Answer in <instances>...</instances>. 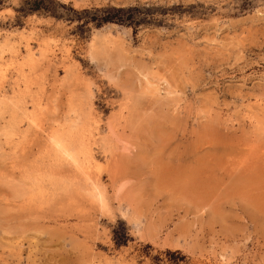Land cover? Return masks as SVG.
I'll return each mask as SVG.
<instances>
[{
	"label": "rangeland",
	"instance_id": "374dc122",
	"mask_svg": "<svg viewBox=\"0 0 264 264\" xmlns=\"http://www.w3.org/2000/svg\"><path fill=\"white\" fill-rule=\"evenodd\" d=\"M57 1L146 22L0 0V264H264V0Z\"/></svg>",
	"mask_w": 264,
	"mask_h": 264
},
{
	"label": "trees",
	"instance_id": "16d2710c",
	"mask_svg": "<svg viewBox=\"0 0 264 264\" xmlns=\"http://www.w3.org/2000/svg\"><path fill=\"white\" fill-rule=\"evenodd\" d=\"M65 7L57 0H21L19 11L36 12L40 14H50L57 19H66L69 21L77 20L82 24L92 22L95 26H101L108 22L127 24L136 29L140 24L145 23V19L136 17L138 7H115L103 6L92 9L73 10V15L58 14L56 8ZM70 8V7H69ZM119 243L117 240L115 241Z\"/></svg>",
	"mask_w": 264,
	"mask_h": 264
},
{
	"label": "bare ground",
	"instance_id": "6f19581e",
	"mask_svg": "<svg viewBox=\"0 0 264 264\" xmlns=\"http://www.w3.org/2000/svg\"><path fill=\"white\" fill-rule=\"evenodd\" d=\"M36 18L38 19V20H41V19H43L42 17H37L36 16ZM46 19V18H45ZM78 133V132H77ZM82 133V132H81ZM83 136H84V133H83ZM82 136V137H83ZM53 144H54V146H55V148H56V150H57V152H59V153H61V154H63L64 156H66V158H68L69 160H71L70 162H72L74 165H75V167L76 166H79V165H76L77 164V159H78V156H77V154H75V153H73L71 150V148L68 146V144L67 143H65L61 138L59 139H56L54 142H52ZM81 147H83V146H81ZM82 149V148H81ZM83 151V150H82ZM83 152H85V151H83ZM89 163V162H88ZM79 169H80V167H79Z\"/></svg>",
	"mask_w": 264,
	"mask_h": 264
}]
</instances>
